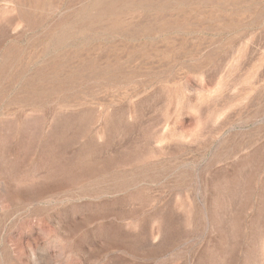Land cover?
<instances>
[{
    "label": "rangeland",
    "instance_id": "rangeland-1",
    "mask_svg": "<svg viewBox=\"0 0 264 264\" xmlns=\"http://www.w3.org/2000/svg\"><path fill=\"white\" fill-rule=\"evenodd\" d=\"M0 264H264V0H0Z\"/></svg>",
    "mask_w": 264,
    "mask_h": 264
}]
</instances>
